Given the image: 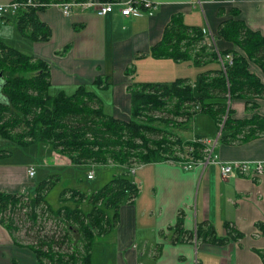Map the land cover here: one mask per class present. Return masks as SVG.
I'll use <instances>...</instances> for the list:
<instances>
[{
  "label": "trees",
  "instance_id": "trees-1",
  "mask_svg": "<svg viewBox=\"0 0 264 264\" xmlns=\"http://www.w3.org/2000/svg\"><path fill=\"white\" fill-rule=\"evenodd\" d=\"M13 1L16 9L10 16L0 15V24L12 21L19 36L46 41L50 29L37 12L50 5L86 0ZM230 12L232 17L237 15L236 10ZM215 35L242 52L219 51L220 57L229 54L231 58L230 64L223 62L224 70L202 30L185 24L179 14L171 15L149 55L189 61L202 70L192 80L130 83L126 87L128 120L105 114L100 98L84 85L69 94H51L46 62L0 39V159L9 153L6 143L19 147L40 143L50 145L72 164L115 165L117 171L90 194L63 189L56 209L45 201L53 182L50 178L36 182L31 193L0 191V225L15 245L34 254L36 264H88L92 245L115 228L119 206L137 196L138 186L130 177L137 166L202 159L204 138L186 139L178 132L186 130L194 114L210 116L217 127L221 124L218 142L223 144L264 135V116L252 113L237 119L229 108L231 99H244L245 110L251 112L256 104L250 99L264 98V84L247 70L251 61L264 75V35L238 18L221 21ZM93 84L107 87L99 78ZM256 227L264 235V224L256 223ZM225 231V236L217 237L210 225L200 223L194 236L217 245L242 236L227 223ZM175 234L186 240L193 237L180 228L179 217ZM255 252L264 264V247Z\"/></svg>",
  "mask_w": 264,
  "mask_h": 264
},
{
  "label": "crops",
  "instance_id": "crops-1",
  "mask_svg": "<svg viewBox=\"0 0 264 264\" xmlns=\"http://www.w3.org/2000/svg\"><path fill=\"white\" fill-rule=\"evenodd\" d=\"M12 1L0 0V5ZM130 1L86 0L70 6L67 14L59 6L50 5L37 12L38 19L50 29L46 41L19 36L12 21L0 24V39L46 62L51 94H69L76 86L84 85L100 98L105 114L128 120L126 87L130 83L194 78L191 75L195 66L191 62L149 55L171 15L179 14L185 24L199 27L206 39H214L219 51L234 49L242 53L231 43L216 38V29L223 20L241 19L248 28L264 35V0H136L151 2V13L141 8L137 16H121L119 9ZM106 2H112L111 11L97 15L98 5ZM231 10H236L237 15L232 17ZM182 67L188 75L181 74ZM247 70L264 84V75L256 64L248 61ZM98 78L107 87L96 88L93 82ZM250 101L256 104L251 112L245 110L244 99H231V116H264V98ZM189 124L190 135L181 136L206 139L212 145L215 162L187 170L180 163L166 161L137 166L133 173L138 175L133 181L138 194L119 206L115 228L92 245L88 264L100 257L108 264H262L255 251L264 247V235L256 227V223L264 224V135L238 144H223L218 142V127L210 116L196 113ZM50 151V157L57 160L54 166H90L72 164L66 156L52 148ZM219 164L229 165V175L221 176ZM240 164L246 169L241 171ZM30 165L33 163H0V191L14 193L33 188L35 172L31 178L26 174ZM104 166L116 169L115 165ZM257 166L260 172L254 175ZM178 217L180 228L193 235L190 240L175 234ZM200 223L210 225L217 237L226 235V223L242 236L239 240L228 239L223 245L202 241L194 236ZM0 264H36L34 254L15 245L2 225Z\"/></svg>",
  "mask_w": 264,
  "mask_h": 264
},
{
  "label": "rangeland",
  "instance_id": "rangeland-1",
  "mask_svg": "<svg viewBox=\"0 0 264 264\" xmlns=\"http://www.w3.org/2000/svg\"><path fill=\"white\" fill-rule=\"evenodd\" d=\"M206 42H210L209 39L205 38ZM181 74L188 75L186 71L183 70V67L180 69ZM194 73L191 77H195V73L201 71L200 67H192ZM195 75V76H194ZM190 125V124H189ZM187 127L185 131L182 132V136L190 135L189 130L191 127ZM190 128V129H189ZM4 147L9 151L7 155L0 159L2 163H17L24 162L33 163L34 167V180L38 183L39 181H43L46 178H50L53 182L50 184V188L45 194V201L53 208L56 209L59 206V193L63 189H77L85 194H90L99 187H101L104 183H106L112 175H114L117 171L108 166L102 165H90L83 167H64L63 164L60 163L58 166H54L57 163L54 157H50V149L46 144H30L26 147H19L15 145H11L10 143H6ZM7 153L6 151H4ZM62 155V154H61ZM56 162V163H55ZM77 165V164H76ZM32 166V165H31ZM93 175L92 179H86L85 174L90 172ZM137 174L132 173L130 175L131 179L136 181ZM24 192L31 193L32 188L25 189ZM23 192V193H24ZM28 197V194L27 196ZM95 254V253H94ZM96 255V254H95ZM96 262V263H95ZM92 263L94 264H108L107 259L93 258Z\"/></svg>",
  "mask_w": 264,
  "mask_h": 264
},
{
  "label": "built area",
  "instance_id": "built-area-1",
  "mask_svg": "<svg viewBox=\"0 0 264 264\" xmlns=\"http://www.w3.org/2000/svg\"><path fill=\"white\" fill-rule=\"evenodd\" d=\"M80 3V2H79ZM76 3L74 2H64V3H61V4H57L56 6H59L62 10V13L64 14H67L69 9H70V6L74 5ZM111 5H112V2H106L104 4H99L98 7L96 8V14L97 15H103L107 12H110L111 11ZM17 7V3L12 1L10 4L8 5H0V15H5L6 13H10L12 14L14 12V10L16 9ZM146 9L147 10V13L150 14L151 13V10L154 8V6L152 5L151 2H148V1H143V2H140V1H136V0H131L130 2H128L126 5H124L122 8L119 9V13L121 16H124V17H128V16H137L140 14L141 10L142 9ZM210 40V43L213 44V47L217 53V58H218V61H219V64L221 66V68L224 70V66H223V62H226L227 64H230L231 62V58H230V55L229 54H225L223 57H220L219 55V50L217 49L215 43H214V39L210 36L208 38ZM221 127V124L218 125V131ZM219 134V133H218ZM202 143H203V157L202 159L198 160L197 162H191V161H184V162H181L180 164L182 165V167L184 169H190L192 168L193 166H201V167H204L205 165H207L208 163H214L216 158L215 156L213 155L212 153V145L209 144L206 139H202L201 140ZM219 168H220V174L221 176L225 177L227 175H229V172H230V167L229 165L227 164H219ZM239 168L241 171L245 170L246 169V166L244 164H240L239 165ZM133 171V169L131 170ZM260 172V167L257 166L255 172L253 173L254 175H258ZM26 174L28 177H33L34 175V168L33 166H28L27 169H26ZM86 178L87 179H91L92 178V173L91 171L88 172L86 174Z\"/></svg>",
  "mask_w": 264,
  "mask_h": 264
}]
</instances>
